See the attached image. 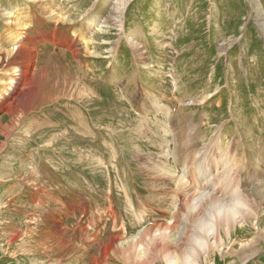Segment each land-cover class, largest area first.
I'll list each match as a JSON object with an SVG mask.
<instances>
[{"label": "rangeland", "instance_id": "rangeland-1", "mask_svg": "<svg viewBox=\"0 0 264 264\" xmlns=\"http://www.w3.org/2000/svg\"><path fill=\"white\" fill-rule=\"evenodd\" d=\"M117 1L0 0V51L41 41L32 68L47 66L0 107V264H122L103 260L112 239L121 248L179 203L177 226L190 230L182 201L214 183L248 201L264 185L256 0H126L120 21ZM20 19L32 43L2 39ZM184 173L198 187L179 195ZM161 187L168 217L156 206ZM253 219L224 230L222 249L201 263L264 264V240L251 258L231 256L257 242Z\"/></svg>", "mask_w": 264, "mask_h": 264}, {"label": "bare ground", "instance_id": "bare-ground-1", "mask_svg": "<svg viewBox=\"0 0 264 264\" xmlns=\"http://www.w3.org/2000/svg\"><path fill=\"white\" fill-rule=\"evenodd\" d=\"M124 1L126 0H118L111 11V17L117 21H120L121 19L119 9L121 5L125 3ZM256 3L257 5L255 7V11L257 14V20L264 33L263 9L257 0ZM0 11L5 13L6 8L0 9ZM39 12L40 11L36 8L33 9V12L31 11V14L29 13V24L36 20V16H38ZM56 17L59 18L58 15ZM57 22L58 20L56 23ZM59 23L56 24L57 29H60ZM92 23L93 20L90 25H92ZM15 26V28H11L7 32H2V39L22 41L29 40V42L32 43V35L29 34L28 37L25 31L26 26L24 19L16 20ZM32 27H35V25L30 26L29 29ZM40 42L41 41L36 42V45L32 43L31 47H29L30 50L23 49L19 52L15 49L0 51V66H3L1 70L9 65L19 63L9 69L10 73H7L6 77L0 76L2 83V88L0 89V107L1 105L3 108H7L9 106L7 101L3 102V100L7 96L10 97L17 93L14 91L16 86L20 89L23 84L26 83L24 85V91H29V83H33L35 78L47 69V66L32 68V61L34 60L33 56L36 60L38 56L37 47ZM16 47H18V45H16ZM4 57L6 64L2 65L1 63ZM1 145L2 143L0 142V147ZM204 173L205 175L202 182H204V179H207V182H209L208 178L211 170L206 169ZM252 173L256 174L257 170H254ZM191 175H194V173ZM190 177L191 176L189 174L187 176L185 173L181 175L186 187H179L176 190V193L178 192L180 193L179 195H183L184 193L189 192L190 186L187 185L188 183L192 184V186L198 187L196 178L193 177V180ZM233 188L234 187L229 185L220 187L214 183L207 191H199V195H195L192 199H184L182 201V206L187 207L189 211L187 212V216L180 212L178 215L182 217L183 220H187L186 223L192 226L190 229L191 231L186 230V228L180 229L177 226L178 218L176 216V208H179L181 203L172 207L176 212H174L172 218L168 217V210L165 211L162 207H167V196L169 191L164 187L157 189L155 192L159 198L156 199V206L162 208L168 218L166 220H159L154 225L145 227L136 237L132 238L131 241H128L127 243L123 242L121 248H118V243L116 242L117 240H115L116 238L112 239L111 243L104 248L105 256L103 260H107L108 256L113 253L118 259H120L122 264H154L155 261L161 260L166 264H202L200 260L201 253L207 255L211 249H222L224 244L222 232L224 230L226 231V235L231 237L232 227L237 224H241V226H243L245 222H248L249 220L252 221V219L255 218L253 219V224L255 228L258 229V233L255 237L257 238V242L253 243L250 242V240L245 244H243V242V245H241L236 252H231V256H235L237 254L244 259L253 257L261 248L260 241L264 240V232L261 227L262 217H264V185L258 186L255 189L253 187V199H250V201H248L245 196L241 197L233 191ZM255 209H259L256 216H254L255 214L253 211ZM146 210L147 209H145V211ZM142 236H146L147 240L143 241L144 238H142ZM210 237L211 239H216L218 241L214 240L212 243L207 241L206 239ZM147 242L148 245L152 246L151 249H148L146 246ZM218 242L220 244H218Z\"/></svg>", "mask_w": 264, "mask_h": 264}]
</instances>
